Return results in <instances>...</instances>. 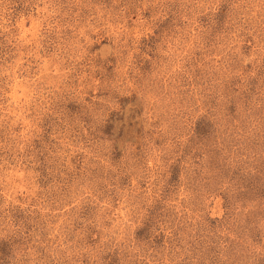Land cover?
<instances>
[{"label": "rangeland", "instance_id": "374dc122", "mask_svg": "<svg viewBox=\"0 0 264 264\" xmlns=\"http://www.w3.org/2000/svg\"><path fill=\"white\" fill-rule=\"evenodd\" d=\"M0 264H264V0H0Z\"/></svg>", "mask_w": 264, "mask_h": 264}]
</instances>
